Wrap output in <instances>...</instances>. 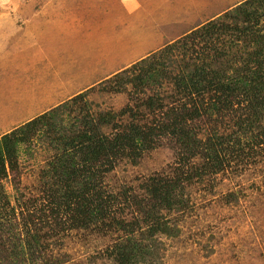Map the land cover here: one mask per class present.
Listing matches in <instances>:
<instances>
[{"label":"rangeland","instance_id":"obj_1","mask_svg":"<svg viewBox=\"0 0 264 264\" xmlns=\"http://www.w3.org/2000/svg\"><path fill=\"white\" fill-rule=\"evenodd\" d=\"M243 1L0 0V136L86 90L76 106L71 104L77 108L73 117L112 111L118 124L135 120L158 128L168 122L169 109L180 108V103H171L167 96L162 110L144 106L135 117L139 121L132 115L137 104L130 93L133 86L116 92L104 81ZM164 87L161 92L147 89L140 98L171 96L173 86ZM212 97L205 93L195 102L206 106ZM128 107L133 110L122 114ZM245 110L236 102L216 117L203 115L194 124L203 139L216 129L225 134ZM67 117L63 123H72ZM106 132L115 130L107 126ZM40 136L21 145L17 168H9L1 181L11 199L7 210H15L6 223L23 235L30 228L54 234L45 239L50 241L45 258L61 264H117L108 254L119 232L103 230L101 225L73 228L66 214L48 208L43 175L56 150L48 136ZM155 142L137 163L128 156L114 161L115 168L105 176L111 192L132 187L131 195L142 199L146 192L141 185L149 177L173 176L188 157L171 135ZM242 148L229 157L225 171L188 186L185 211L163 212L175 233H157L150 240L153 254L136 255L135 264H264V144L249 142ZM202 161L198 155L191 164ZM115 206L121 208L123 203ZM132 211L125 208V221L142 216Z\"/></svg>","mask_w":264,"mask_h":264},{"label":"trees","instance_id":"obj_2","mask_svg":"<svg viewBox=\"0 0 264 264\" xmlns=\"http://www.w3.org/2000/svg\"><path fill=\"white\" fill-rule=\"evenodd\" d=\"M104 83L116 92L133 86L130 93L137 103L133 118L144 106L164 109L167 96L172 98L171 103H180V108L169 109L168 122L158 128L136 124L135 120L118 124L117 114L112 111L94 116L80 108L83 116L73 117L72 111L77 108L72 105L86 96V90L0 136V264H37L39 259L40 264H61L45 258L50 246L45 239L54 234H41L38 228H30L23 235L6 223L7 215L15 210H7L11 199L1 181L9 168H17L21 145L44 134L56 150L43 175L45 189L49 190L48 208L56 214H66L73 228L101 225L103 230L119 232L121 236L108 254L117 264H135V258L142 256L139 254L152 255L150 240L157 233H175V228L164 220L163 212L188 208V186L225 171L229 157L249 142L264 144V0L239 3ZM168 84L173 86L171 96L140 98L147 89L156 87L161 92ZM205 93L213 94L210 102L206 106L196 103L195 97ZM236 102L246 110L233 119L228 133L221 134L216 129L207 138L200 137L201 129L194 124L196 119L203 115L216 117ZM128 109L133 110L125 108L122 114ZM67 114L73 121L70 124L63 123ZM107 126L115 132L107 133ZM162 135H171L185 150L183 153H188L173 176L149 177L141 185L146 192L142 199L131 195L132 187H125L120 193L111 192L105 176L115 168L114 161L128 156L137 163L155 148L156 138ZM198 155H202L203 161L191 164ZM147 198L148 203H144ZM116 203L123 206L118 208ZM126 207L142 216L125 221L122 213Z\"/></svg>","mask_w":264,"mask_h":264},{"label":"crops","instance_id":"obj_3","mask_svg":"<svg viewBox=\"0 0 264 264\" xmlns=\"http://www.w3.org/2000/svg\"><path fill=\"white\" fill-rule=\"evenodd\" d=\"M153 43H154V42H153ZM159 49H160V48H159ZM156 50H157V49H154L153 52L156 51ZM38 97H39V96H38Z\"/></svg>","mask_w":264,"mask_h":264}]
</instances>
